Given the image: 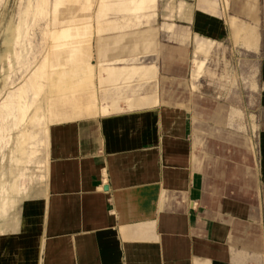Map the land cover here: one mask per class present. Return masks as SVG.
Segmentation results:
<instances>
[{
    "label": "crops",
    "instance_id": "0c3cea01",
    "mask_svg": "<svg viewBox=\"0 0 264 264\" xmlns=\"http://www.w3.org/2000/svg\"><path fill=\"white\" fill-rule=\"evenodd\" d=\"M91 7L54 65L68 75L43 179L0 219V264H264V0L81 1ZM224 46L256 63V116L216 111L206 73Z\"/></svg>",
    "mask_w": 264,
    "mask_h": 264
},
{
    "label": "rangeland",
    "instance_id": "374dc122",
    "mask_svg": "<svg viewBox=\"0 0 264 264\" xmlns=\"http://www.w3.org/2000/svg\"><path fill=\"white\" fill-rule=\"evenodd\" d=\"M64 1L65 0H0V113H2L0 114V131H2L0 132V156L1 162H3L5 156H7L5 150L11 147L10 161L15 164L16 168L13 171L10 170V175H12V180L10 182H0V219L5 218L9 210L15 207L17 197L25 193L29 185H32L36 180L41 181L43 179L42 171L45 167V161H41L40 157L47 146L45 128L48 126L46 118L48 116V103L50 101L47 93V72L55 69L54 65L58 63L60 57L54 56L59 54L60 51L58 50H62L65 46L70 47L73 43L79 45V40L70 39V35L80 32L79 23H90L91 20L89 16L92 14V7L90 9H81L82 0ZM55 4L58 7H56ZM48 8L50 9L48 10ZM174 13L175 9H169L170 21H172V19L174 20ZM122 23H125V21L122 20ZM148 25L147 23V26H145V23H142V21L137 22L136 28L138 29L136 32L149 34L148 31H146L150 28ZM63 27H67L66 31L60 33L58 30ZM153 31L155 32L157 30L154 29ZM57 33H60V35ZM85 42H89V40H85ZM175 42L176 41L173 42L171 40L170 45H173ZM89 43H92V41ZM185 50L186 67L189 68L191 64L189 63L191 45L188 43L185 44ZM219 50L217 56H212L208 61V68L211 69L212 73H206V75L210 77H206L208 80L206 82L210 83L209 95L211 94V96H214L213 98L216 99V111L225 114L231 109H235L242 111V113H255L256 116V90L253 89L254 87L252 88V86H255L256 82V63L252 60V55L249 54L248 62H240L241 56H247L245 53L240 52V50H238L237 54H234V51L231 52L229 46L221 47ZM41 61H43L45 66L43 67L42 65V77L39 80L37 78V82L39 83L34 90H32V92L35 93L33 96L29 81H31L33 68L37 70L36 67L41 66ZM36 70H34V72ZM60 74L65 78L68 75L63 72H60ZM26 77H28V79H26ZM44 78L45 82L42 80ZM23 81L24 83L28 81L29 84H24ZM22 84H24L23 86L26 85L24 91L20 89ZM208 85L209 84L206 86ZM23 86L21 88H23ZM19 90L25 92V99L23 93L21 91L19 92ZM15 92L21 95L19 98L15 97L17 99V104H12L11 110L13 115H15V117L18 115V111L16 110L17 105L26 104L28 106L30 105V107L33 106V108L28 110V115L34 114L35 119L40 117V121L35 120L33 125L30 123L24 125V123L21 124L20 121L18 122L15 120L13 115L10 114V111L5 108L9 103V97L15 94ZM203 92L204 90H202L201 93ZM32 99L36 101L34 100V102ZM30 100L33 104L30 103ZM13 106H16V108ZM220 122H216L218 129L222 124ZM255 122V120L246 121L244 119L243 121H239V123H243L245 127V124L254 125ZM16 125L18 126L15 127ZM24 128V131L33 135L32 139L31 137L28 139L26 135L25 137L24 135L18 136L20 131ZM248 135L254 144L255 136L252 135L251 126ZM223 139L230 142V138L224 137L222 140ZM23 141L25 142L23 143ZM25 151H32V156H27ZM32 167L37 168L36 170H39L40 173L34 174ZM1 176L3 178L4 173L1 174Z\"/></svg>",
    "mask_w": 264,
    "mask_h": 264
},
{
    "label": "bare ground",
    "instance_id": "6f19581e",
    "mask_svg": "<svg viewBox=\"0 0 264 264\" xmlns=\"http://www.w3.org/2000/svg\"><path fill=\"white\" fill-rule=\"evenodd\" d=\"M49 7V6H48ZM50 8H48V10H49ZM49 15V14H48ZM64 31H61L60 33H63ZM60 33H57V34H59L60 35ZM58 51H60L59 52V54H57V55H54L55 57H60V59L58 60V63L57 64H59V62H60V60H62V59H65V57H66V46H65V48H62V50H58ZM44 55V54H43ZM46 55V54H45ZM43 57V56H42ZM45 57V56H44ZM45 59H46V57H45ZM40 60V59H39ZM55 62H57V61H55ZM42 63V64H41ZM41 66H37L36 68H37V70L35 69V68H33L34 70H36L35 72H34V70H33V74H32V77H31V81H29V83L31 84V88H30V90H31V93H33V96H34V92H32V90H34V88L37 86V84L39 83V82H37V78H38V80L42 77V74H41V72H42V68L45 66V64H43V61H41ZM46 63V62H45ZM63 63V62H62ZM42 65H43V67H42ZM40 67H41V69H40ZM55 68V67H54ZM32 70V69H31ZM45 71V70H44ZM32 73V72H31ZM48 73V74H47ZM46 74H47V80H48V97L49 98H51V103H50V101H49V103H48V105L50 106H55L56 105V103H57V99H59V98H63V96H61V94H59L58 93V85L61 83H64V78L65 77H62L61 76V74H60V71L59 70H56V68L55 69H53L52 71H48ZM29 74H30V72H29ZM28 74V75H29ZM25 76V75H24ZM44 77V76H43ZM23 79V78H22ZM26 79H28V77H26ZM44 82H45V78L44 79H42ZM23 83H24V81H23ZM27 83H28V81H27ZM27 83H24V84H27ZM28 83V84H29ZM36 83V84H35ZM24 84H22V86L24 85ZM21 86V87H22ZM28 86V85H27ZM20 87V89H23V91L25 90L24 89V87H26V85L25 86H23V88H21ZM29 87H30V85H29ZM28 87V88H29ZM42 87V86H41ZM17 88V87H16ZM39 88H40V86H39ZM38 88V89H39ZM37 90V89H36ZM40 90H41V88H40ZM21 90H19V92H20ZM23 91H21L22 93H23V96H24V93L25 92H23ZM27 91H28V89H27ZM16 92H18V91H16ZM15 92V94H13L12 96H10L9 97V103L5 106V108H7V110H9L10 111V114H12L13 115V113H12V110H11V107H12V104H14V103H16L17 104V99L16 98H19V96L21 95L20 93L18 94V93H16ZM40 92V91H39ZM61 92H63V91H61ZM60 92V93H61ZM90 92H92V91H90ZM38 93V92H37ZM82 93V92H81ZM78 94V93H77ZM6 95V94H5ZM4 95V96H5ZM37 95V94H36ZM39 95V94H38ZM32 96V95H31ZM7 97V96H6ZM16 97V98H15ZM38 97V96H37ZM26 98V95L24 96V99ZM33 98V97H32ZM2 100V99H1ZM33 100V99H32ZM35 100V99H34ZM33 100V101H34ZM25 101V100H24ZM36 101V100H35ZM34 101V102H35ZM78 101V100H77ZM6 102V101H5ZM7 103V102H6ZM30 103L31 104H33L32 102H31V100H30ZM5 105V104H4ZM14 107V106H13ZM91 107V106H90ZM14 108H16V106L14 107ZM31 108H33V106L32 107H30V105L28 106V105H26V104H19V106L17 105V111H18V115H16V117H15V115H13V117L15 118V120L16 121H20V123L22 124V123H24V125H26L27 123H30L31 125H33V123L35 122V120H39L40 121V117H37V119H35V116H34V114H29L28 115V110H30ZM17 111H15V112H17ZM32 112V111H31ZM0 114H2V113H0ZM17 114V113H16ZM1 116V115H0ZM4 118V117H3ZM1 120V119H0ZM5 120V119H4ZM7 120V119H6ZM46 120H47V123H48V125H49V110H48V116H47V118H46ZM79 121V120H78ZM16 123V122H15ZM5 126V125H4ZM18 125H16L15 127H17ZM3 128V127H2ZM48 126H46V128H45V131H46V134H47V136H48ZM3 130V129H2ZM25 130V128L22 130V131H20V133L18 134V136H23L24 135V137H25V135H26V137H28V139L31 137V139L33 138V135H31V134H28V132L27 131H24ZM0 132H2V131H0ZM3 134V133H2ZM0 138H1V136H0ZM3 139H4V137H3ZM47 140V139H46ZM25 141H23V143H24ZM8 143V142H7ZM42 143V142H41ZM18 147H19V145H18ZM45 147V146H44ZM253 149V148H252ZM33 150V149H32ZM30 151V150H29ZM27 152V151H25V154H27V156H32V151L31 152ZM49 156V155H48ZM48 158V157H47ZM46 164V163H45ZM46 166V165H45ZM48 166V165H47ZM47 169V168H46ZM48 172V171H47ZM2 195H3V193H2ZM45 225V224H44Z\"/></svg>",
    "mask_w": 264,
    "mask_h": 264
}]
</instances>
